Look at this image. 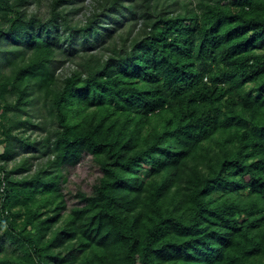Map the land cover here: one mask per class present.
<instances>
[{"label": "trees", "instance_id": "16d2710c", "mask_svg": "<svg viewBox=\"0 0 264 264\" xmlns=\"http://www.w3.org/2000/svg\"><path fill=\"white\" fill-rule=\"evenodd\" d=\"M75 1L0 0V264H264V0Z\"/></svg>", "mask_w": 264, "mask_h": 264}, {"label": "rangeland", "instance_id": "374dc122", "mask_svg": "<svg viewBox=\"0 0 264 264\" xmlns=\"http://www.w3.org/2000/svg\"><path fill=\"white\" fill-rule=\"evenodd\" d=\"M88 4V0H76L73 3L67 5V11H69L70 17L73 19L81 18L86 11L85 6ZM30 11H36L39 16L47 15L48 12V0H33L28 6ZM67 65L63 68L66 69ZM34 132H39L37 129ZM3 150V145H0V152ZM13 160L8 162V166L12 165ZM65 181L62 183V188L65 193V200L67 207H70L76 202L73 198V194L80 189L81 191L89 193L91 190V184L95 178L100 175L99 169L92 163L90 155H85L80 163L75 166H67L64 168ZM6 250L10 251L14 245L9 246L8 243H4ZM0 254L5 253V247L0 244Z\"/></svg>", "mask_w": 264, "mask_h": 264}]
</instances>
